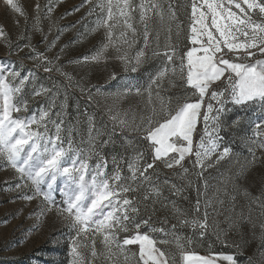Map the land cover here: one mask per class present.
I'll return each mask as SVG.
<instances>
[{"label":"rangeland","instance_id":"374dc122","mask_svg":"<svg viewBox=\"0 0 264 264\" xmlns=\"http://www.w3.org/2000/svg\"><path fill=\"white\" fill-rule=\"evenodd\" d=\"M13 2L23 15L14 11L7 0H0V29L7 35V40L0 37V67L19 70L21 76L32 70L29 82L13 100L15 103L23 97L27 101V112L21 115L39 117L42 111H48V134L54 136L55 125L59 124V135L65 148L70 140L74 154L87 165L85 180L95 175L97 165L106 162L101 171L108 178L110 189L118 193L116 199L139 201V211L134 219L136 222L149 219L151 226L142 225L140 232L147 233L157 242L156 247L170 258L169 264H173V257L175 264H183L175 237L180 238L185 251L215 258L216 264H231L222 259L224 255L233 256L236 264H264V148L260 147L264 144V126L259 130L255 127L259 122L258 110L245 112L228 105L231 111L222 117L227 123L219 131L222 141L218 142V151L225 146L231 148L224 159L217 161L218 153L212 152L202 159L203 168L196 163V152L203 151L201 144L204 149L210 148L215 139L214 136L209 139L213 132L211 118L207 133L202 119H198L192 133L191 152L185 155L181 164L168 168L163 160H158L154 168L145 173L147 179L140 177V171L153 159L152 149L144 139L146 121L150 118L153 124L162 123L169 113L175 114L179 105L195 102L197 98L190 87L181 83L179 72L173 76L169 71L156 84L151 79L160 69L169 67L162 55H152L153 52L163 53L167 50L165 45L174 46L176 62L171 67L178 68L179 57L192 47L188 39L192 0H128L135 9L129 21L135 28V35L117 22L112 29L111 42L106 39L108 30L101 23L107 15L106 7L101 8L106 0ZM141 5L147 9V44L144 25L139 19ZM151 5L159 6L163 20ZM122 6L123 0H113V21H117ZM233 11L237 10L233 8ZM172 12L175 20L171 19ZM252 18L259 21L258 12L252 13ZM121 30L125 32L124 37L120 36ZM105 44L109 46L102 58L93 60ZM33 49L52 61V65H48L53 68L51 72L44 70L43 61L37 63L33 58ZM138 51H144L147 59L136 73L126 72L119 55L125 53L131 59ZM248 51L254 55L233 62L250 64L264 60V53L258 49ZM237 55L243 57L245 53L240 50ZM83 57H88V61L85 62ZM113 72L116 80L109 79ZM18 81L19 78H10L8 82L16 87ZM226 84V80L223 83L216 81L209 91H219ZM41 86L50 93L33 96V90H39ZM131 86L138 87L139 94L135 88L131 92L125 91ZM209 101L210 97L205 96L201 114ZM237 116L245 117L240 125L242 131L228 127ZM137 169L140 171L134 176ZM117 174L120 179L114 180ZM19 182L15 170L0 158V264H71L74 232L68 222L55 210L41 216V197L36 196L31 201L23 199L22 194L31 195L33 189L29 183L17 189L15 185ZM173 185L179 191L173 190ZM62 188V178H58L52 192L57 207H63L62 201L66 199ZM121 188L130 191L121 193ZM145 196L147 200L143 199ZM197 200L200 201L199 215L195 212ZM205 209L208 227L203 234L198 227L180 223L182 219L192 218L203 222ZM173 224L177 225L175 229L171 228ZM128 227L131 232L132 226ZM126 235L117 233L114 243H122ZM94 239L95 258L90 254L91 232L80 238V264H142L138 245L124 246L122 254L112 247L116 256L109 260L102 234H96ZM124 256L128 257L127 262Z\"/></svg>","mask_w":264,"mask_h":264},{"label":"snow or ice","instance_id":"6c2138e0","mask_svg":"<svg viewBox=\"0 0 264 264\" xmlns=\"http://www.w3.org/2000/svg\"><path fill=\"white\" fill-rule=\"evenodd\" d=\"M12 9L21 15L22 10L13 0H7ZM39 11V5L36 6ZM107 10L105 19L101 22L106 27L109 42L112 39V29L117 22L122 23L123 29L131 30L135 35L131 20V13L135 11L128 0H123V6L119 8L117 21H113V0H106L101 8ZM157 9V15L163 20L162 13L158 10V5H151ZM235 8L237 11H233ZM51 11V9H49ZM140 21L144 25L145 44L149 35L148 25L145 22V13L147 9L141 5ZM258 12L260 20H253L252 13ZM175 13H171V19L175 20ZM113 21V23H109ZM189 36L188 39L192 47L179 57V66L171 67L176 62V52L172 45H165L167 49L163 53L153 52L152 55H162L169 64L159 70L156 77L151 78L152 83H158L159 78L171 71L175 76L179 72L181 83L190 87L196 95L195 102H185L178 106L175 114L169 113L163 122L153 124L149 118L144 129L146 135L145 141L153 152L151 163H146L143 171H140L141 179H147L145 173L148 169H153L156 161L163 160L165 166L173 168L174 165H180L186 154L191 152L192 133L198 122L202 119L205 132H208V123L211 118L213 132L209 134V139L214 136L215 139L210 148L203 151H197L196 163L204 167L202 159L209 156L212 152H217L216 160H222L229 156L230 147H223L218 151L219 143L222 137L219 131L226 121L222 117L229 111L228 105L231 104L238 110L247 112L250 109H256L258 123L255 127L259 130L264 126V60H256L254 63H236L234 59H247L254 55L249 49H258L264 53V0H192L191 14L189 18ZM171 33V29H168ZM120 36L124 37L125 32L121 30ZM179 36V30H177ZM0 37L7 40V35L3 29H0ZM125 43H128L125 41ZM197 45L199 47H197ZM108 44L103 45L100 52L92 57L93 60H100ZM131 45L129 44V47ZM22 50V49H18ZM243 50L245 55L240 57L237 53ZM119 52L120 49H117ZM34 59L39 63L43 61L46 65L44 70L51 72L52 61L43 53H35ZM231 54V56H230ZM195 57V58H194ZM229 57V58H226ZM58 59V57L56 58ZM85 62L88 57L82 58ZM124 65L126 72L136 73L140 65L147 59L144 51H138L133 58H129L125 53L118 57ZM56 70H59L58 68ZM32 70L21 76L19 70H9L0 67V97H2V107H0V158L6 165H9L20 178V182L15 185L21 189L26 183H29L33 189L32 194H22V198L31 201L36 196H40L43 201V207L39 208L40 215L55 210L64 220L68 222V227L74 232L71 239V264H80L82 259V250L79 243L82 236H88L91 232L92 245L91 256L96 257L95 235L102 234V243L106 249V258L112 260L116 253L112 252V247H116L122 254L124 246L138 245L139 260L142 264H169V257L156 247V241L151 237L140 232L142 225L151 227L149 219H141L136 222L134 217L139 211V201L129 199L117 200V192L110 189L108 178L103 176L102 169L106 162L97 165L95 175H91L89 180H85L87 165L76 156L71 147V141H68V147L65 148L61 141L60 126L55 125V135H49L47 130L46 118L48 111H42L39 117L31 115L30 117L21 115L27 112V101L20 97L13 102L17 93L21 92L24 84L29 82ZM19 78L18 86L13 87L9 84V79ZM110 80H116V73H111ZM226 80L227 84L219 91H209L216 81ZM217 87H219L217 85ZM135 92L139 94L140 89L135 86L126 87V92ZM50 90L41 86L39 90H33V96L49 94ZM209 96L210 101L206 104V110L201 114V108L204 105V97ZM13 113H16L14 116ZM211 114V117H210ZM245 117L237 116L228 127L237 131H242L240 127L242 119ZM115 119V117H114ZM175 138V140L173 139ZM203 139V138H202ZM176 141H180L177 143ZM260 147L264 148V144ZM175 153V156H170ZM132 168V165H129ZM186 172L187 169H184ZM97 177H100L97 180ZM58 178H62V195L66 198L62 201L63 207H57L53 198V185ZM119 180L117 174L113 177ZM7 183V182H6ZM173 190L179 191L172 186ZM46 189V191L44 190ZM129 188H121V193L129 192ZM158 191V190H157ZM147 200L148 197H143ZM181 216L184 213L176 209ZM195 212L200 214V201L197 200ZM130 217L132 219H130ZM207 209L202 214V220L192 218L191 220H180V223L198 227L203 230L208 227ZM129 225L132 231L129 232ZM177 225H171L175 229ZM163 232V229H160ZM124 232L127 235L122 243L115 244L116 234ZM176 247L181 254L183 264H216L215 258L199 256L191 251H185L180 243V238L175 237ZM163 243V242H162ZM135 255V254H133ZM128 257L124 256L127 262ZM225 261L236 264L233 256L224 255ZM175 264V258H172Z\"/></svg>","mask_w":264,"mask_h":264}]
</instances>
